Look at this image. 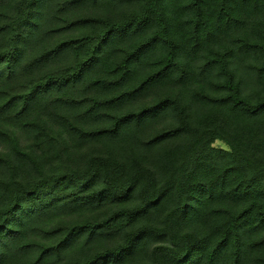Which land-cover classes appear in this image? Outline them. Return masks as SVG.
Masks as SVG:
<instances>
[{"label": "trees", "instance_id": "obj_1", "mask_svg": "<svg viewBox=\"0 0 264 264\" xmlns=\"http://www.w3.org/2000/svg\"><path fill=\"white\" fill-rule=\"evenodd\" d=\"M117 256L264 264V0H0V264Z\"/></svg>", "mask_w": 264, "mask_h": 264}, {"label": "snow or ice", "instance_id": "obj_2", "mask_svg": "<svg viewBox=\"0 0 264 264\" xmlns=\"http://www.w3.org/2000/svg\"><path fill=\"white\" fill-rule=\"evenodd\" d=\"M109 35H112V34H109ZM134 119L136 117H133ZM151 119H154V114L153 113H145L143 116H140L138 118V123L139 122H143L145 120H151ZM73 239H75V237H73ZM119 251V250H117ZM105 264H120V257H114V258H110L108 260L105 261Z\"/></svg>", "mask_w": 264, "mask_h": 264}, {"label": "rangeland", "instance_id": "obj_3", "mask_svg": "<svg viewBox=\"0 0 264 264\" xmlns=\"http://www.w3.org/2000/svg\"><path fill=\"white\" fill-rule=\"evenodd\" d=\"M217 145H220V144H217Z\"/></svg>", "mask_w": 264, "mask_h": 264}]
</instances>
